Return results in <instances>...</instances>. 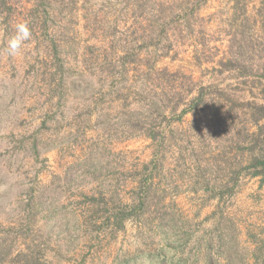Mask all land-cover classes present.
Wrapping results in <instances>:
<instances>
[{
    "label": "rangeland",
    "instance_id": "374dc122",
    "mask_svg": "<svg viewBox=\"0 0 264 264\" xmlns=\"http://www.w3.org/2000/svg\"><path fill=\"white\" fill-rule=\"evenodd\" d=\"M19 22H27L31 39L13 57L5 47ZM126 53L136 64L125 62ZM229 57L251 74L223 73L219 61ZM258 69H264V0H0V239L16 240L15 251L30 243L38 208L51 223L62 217L54 231L62 240L36 252L41 259L50 253V264H226L232 258L238 264L243 257L254 264L259 246L264 264L258 178H245L222 202L167 196L177 220L170 231L135 219L123 230L88 231L81 196L98 185L109 195L116 175L125 182L121 199L133 203L135 173L155 152L130 125L135 107L160 101L163 87L180 83H219L246 93L256 87ZM207 116L188 114L172 127L188 134L193 126V133ZM92 172L102 178L94 180ZM222 217L235 231L227 238L232 256L217 251Z\"/></svg>",
    "mask_w": 264,
    "mask_h": 264
},
{
    "label": "trees",
    "instance_id": "16d2710c",
    "mask_svg": "<svg viewBox=\"0 0 264 264\" xmlns=\"http://www.w3.org/2000/svg\"><path fill=\"white\" fill-rule=\"evenodd\" d=\"M125 56L127 64L136 62L132 55L126 53ZM219 64L227 68L221 72H230L235 78H247L253 71L236 57H229L226 62L220 60ZM162 73L166 74V71ZM254 83L256 87L246 93H238L219 83L206 86L180 83L178 87H163L162 90H165V97L175 96L176 100L164 99L162 95L158 102L152 99L154 102L142 104V109L135 107L130 125L152 141L154 157L135 173L139 177L135 179L131 204H125L119 193L125 182L122 184L113 174L115 182L109 183L113 184L108 189L109 195L99 185L92 194L82 192L83 204L88 206L82 217L83 226L88 231L108 229L111 225L123 230L128 220L135 219L152 226L151 229L157 226L170 231L171 224H176L177 220L171 211V203L166 204L167 196L191 193L199 195L206 203L222 202L238 193L245 178H258L263 186L264 69L256 71ZM200 112L210 113V116L199 122L198 133H192L193 126L188 134L174 132L173 124L183 122L188 114L195 116ZM94 151L93 148L91 153ZM91 175L97 181L102 178L95 177L94 172ZM34 218L38 227L28 228L30 243L24 242L23 248L13 250L16 240L11 242L10 236H2L0 264H50L48 260L55 259L50 253L49 259H41L36 252H41V244L62 240L61 235L54 233L59 230L61 215L51 223L48 215L37 208ZM224 219L222 217L220 221L224 230L217 251L219 255L232 256L235 247L229 245L227 238L235 237V231L232 223L230 226V221ZM261 251L263 248L259 246L252 252L254 264H259ZM240 261L238 264H248L244 257ZM206 264L214 263L208 260ZM226 264H235L234 259H229Z\"/></svg>",
    "mask_w": 264,
    "mask_h": 264
},
{
    "label": "clouds",
    "instance_id": "9594fccd",
    "mask_svg": "<svg viewBox=\"0 0 264 264\" xmlns=\"http://www.w3.org/2000/svg\"><path fill=\"white\" fill-rule=\"evenodd\" d=\"M31 39V31L27 22H19L15 25V33L7 40L5 51L9 56H17L25 42Z\"/></svg>",
    "mask_w": 264,
    "mask_h": 264
}]
</instances>
